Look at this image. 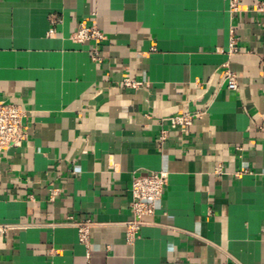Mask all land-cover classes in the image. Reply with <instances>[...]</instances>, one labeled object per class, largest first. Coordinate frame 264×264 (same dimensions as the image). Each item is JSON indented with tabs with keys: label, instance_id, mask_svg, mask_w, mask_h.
I'll return each instance as SVG.
<instances>
[{
	"label": "crops",
	"instance_id": "1",
	"mask_svg": "<svg viewBox=\"0 0 264 264\" xmlns=\"http://www.w3.org/2000/svg\"><path fill=\"white\" fill-rule=\"evenodd\" d=\"M230 1L0 0V102L28 113L0 157V264H264V0ZM83 22L106 39L73 42ZM157 172L129 241L133 178Z\"/></svg>",
	"mask_w": 264,
	"mask_h": 264
},
{
	"label": "built area",
	"instance_id": "2",
	"mask_svg": "<svg viewBox=\"0 0 264 264\" xmlns=\"http://www.w3.org/2000/svg\"><path fill=\"white\" fill-rule=\"evenodd\" d=\"M242 0H231L229 12L232 15L241 11ZM254 10L260 13L264 18V2H259ZM70 39L75 43L94 42L100 43L106 39L104 33L93 26H88L85 22L81 23L77 30L71 34ZM230 53H235V38L231 37ZM92 61L95 63L102 62V55L96 49L91 55ZM228 88L236 90L238 88L236 77L233 73L227 71ZM126 87L137 88L140 83L126 79L124 81ZM28 113L19 105L12 103L0 102V157L6 155L10 150L23 147L27 140V128L24 120ZM200 114H183L172 119V126L180 128H188L193 121L200 118ZM164 139V137H163ZM168 183V174L165 172L139 174L132 181V204L133 220L127 226V238L132 241L139 228L144 224V220L152 217L156 212V203L163 197L165 188ZM78 229L79 241L84 245H89L90 229L93 223L85 221L83 223H73ZM0 230L4 231L5 227Z\"/></svg>",
	"mask_w": 264,
	"mask_h": 264
}]
</instances>
